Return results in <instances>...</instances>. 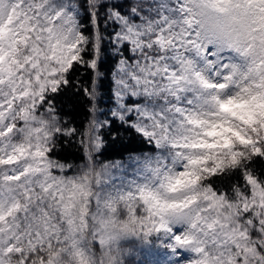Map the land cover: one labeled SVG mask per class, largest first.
<instances>
[{"label": "snow or ice", "instance_id": "obj_1", "mask_svg": "<svg viewBox=\"0 0 264 264\" xmlns=\"http://www.w3.org/2000/svg\"><path fill=\"white\" fill-rule=\"evenodd\" d=\"M122 8L0 0V264H123L122 237L160 234L194 254L187 264H264V0ZM109 46L107 116L161 152L120 184L94 162L111 126L100 108ZM81 69L92 73L76 82L90 116L83 167L54 158L76 134L55 97Z\"/></svg>", "mask_w": 264, "mask_h": 264}, {"label": "trees", "instance_id": "obj_2", "mask_svg": "<svg viewBox=\"0 0 264 264\" xmlns=\"http://www.w3.org/2000/svg\"><path fill=\"white\" fill-rule=\"evenodd\" d=\"M79 2L81 5L86 4V0H79ZM117 3L123 5V11H127L132 0H117ZM116 60L109 46L101 65L103 75L100 81L102 94L100 108L104 114L101 118L110 119L111 126L102 130L104 143L102 149L95 154L94 162L98 167L111 166L115 172V184H120L122 181L133 179L135 175L133 164L136 159L144 156H157L161 152L155 144L150 143L145 136L140 135L121 120L107 116V113L115 107L112 98L114 91L112 72ZM91 79L92 73L81 69L73 76L72 84L55 97L56 107L66 121V126L75 128L76 134L71 137H60L54 158L73 166L83 167L89 163L84 147L80 143L90 119L89 105L83 92L76 91V82L79 81V86H88ZM257 168L264 171V163L258 160ZM71 172L72 169L69 170V174ZM120 224H127L129 231L138 228V225L129 223L126 219H121ZM168 243V239L163 234L153 236L151 243L146 242L143 237L126 236L119 240L118 246L123 254V264H187L193 258L194 254L188 251H183L177 256L169 251L166 246ZM97 251H99L98 244Z\"/></svg>", "mask_w": 264, "mask_h": 264}]
</instances>
